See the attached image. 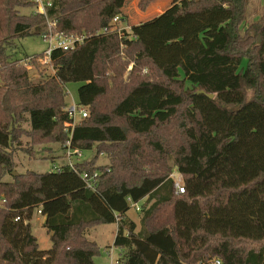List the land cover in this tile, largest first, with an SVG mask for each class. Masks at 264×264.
<instances>
[{"label": "trees", "instance_id": "obj_1", "mask_svg": "<svg viewBox=\"0 0 264 264\" xmlns=\"http://www.w3.org/2000/svg\"><path fill=\"white\" fill-rule=\"evenodd\" d=\"M161 1L137 0V9L149 13ZM122 3L54 1L49 16L57 30L86 40L54 50V74L33 83L16 41L43 38L45 18L21 14L30 0H0V264H96L100 248L86 232L100 224L118 225L120 264H264V15L242 34L249 0H172L130 32L100 33L123 15ZM72 82L82 84L79 105L88 117L72 130L71 147L98 145L95 158L76 165L99 172L96 189L82 179L66 189L75 173L68 166L14 176L24 123L42 143L69 140ZM110 98L105 112L101 102ZM175 121L176 138L156 135ZM101 152L105 167L97 165ZM153 155L157 165L173 161L184 194L168 174L150 172ZM129 200L152 204L139 232ZM35 212L45 218L49 249L33 233Z\"/></svg>", "mask_w": 264, "mask_h": 264}, {"label": "rangeland", "instance_id": "obj_2", "mask_svg": "<svg viewBox=\"0 0 264 264\" xmlns=\"http://www.w3.org/2000/svg\"><path fill=\"white\" fill-rule=\"evenodd\" d=\"M172 3V0H162L160 3H156L154 7L150 9V12L141 13L137 9V0H123V8L121 9L124 15L120 16L122 22L116 24L114 27L122 30L121 33L130 32L131 27L135 24L142 23L147 19L153 17L154 15L162 13L167 7H169ZM160 4V5H159ZM155 13L151 14V11ZM22 15L31 16L35 14V8L33 7H24L20 9ZM264 15V0H249V4L247 7V17L243 24H241L240 29H243L242 34L244 31L251 25L260 20V18ZM104 20V17L101 16ZM16 57L18 59H26L30 57H34L36 55L42 54L48 45L41 37H27L24 39H20L16 41ZM39 66H32L30 65L28 71L30 79L33 83H40L48 77L54 74V70L52 68L44 67L40 64ZM134 64H131L127 71L124 74V77H128L129 73L132 71ZM149 68L144 67L142 69V74L147 76V70ZM151 74V72L149 73ZM148 74V75H149ZM153 75H158L153 74ZM110 86H113L112 82H109ZM82 86L81 83H68L66 85V93L67 96V105L68 107H72L74 104L79 105V97H78V90ZM247 97H252L254 92L251 90L246 89ZM112 99L103 100L101 105H103L104 111L108 112L107 110L110 109ZM90 116V110H89ZM178 121L173 122L171 125L165 126L157 131L156 135L160 138L165 140H169L172 137L176 138V135L172 136V132L175 130ZM19 132H25L26 135H23L21 139V144L18 145L17 149L15 150V165L16 168L13 174H22L26 172H34L37 174H45L48 172H57L60 171L59 169L54 170V167L62 168L68 160L67 152L65 149L64 144L55 143V142H41V138L34 135L31 131L30 124L24 123L22 127H19ZM97 149L98 145H94L91 151H83V156L81 158L74 157L73 162L82 164L85 161H90L97 156ZM148 153L151 152L150 149L147 151ZM150 156V155H149ZM157 158H160L158 155H153L152 160L154 163L152 165H148L150 172L152 173H164L168 174V176L174 180V182H180L181 186L184 185V178L178 172L176 167L173 164V161L168 157L164 159L163 164L157 165L155 163L159 162ZM109 164V158L105 153L98 155V166L105 167ZM7 180L11 181L10 176L5 177ZM78 181H82L80 176L76 173L70 174V177L65 180L66 189L74 190L77 186L75 184ZM41 183V182H40ZM39 183V184H40ZM38 184V186H39ZM23 196V195H22ZM21 193L15 197L16 202H20L22 199ZM152 204H147L146 200L140 203L141 208H144V212H140L131 208L129 211V219L135 222L137 227V232L142 230L143 228V216L147 210H149ZM161 214V213H160ZM169 214V210L164 211L161 214V217H166ZM45 219V218H44ZM43 216L40 212H35L33 219H32V230L34 235L37 237L40 249L45 250L49 249L52 246L50 235L47 233L46 229L42 226ZM117 225L115 224H100L98 226L91 227L87 232V240L91 242H96L98 247L100 248V254L94 259L96 264H112L113 261H116L124 254V252L114 246V239L116 237ZM247 247H253L255 244H246ZM215 260V259H214Z\"/></svg>", "mask_w": 264, "mask_h": 264}, {"label": "built area", "instance_id": "obj_3", "mask_svg": "<svg viewBox=\"0 0 264 264\" xmlns=\"http://www.w3.org/2000/svg\"><path fill=\"white\" fill-rule=\"evenodd\" d=\"M54 1L56 0H30V2L33 4L35 8V13L40 14L44 16L45 22L47 25L45 35L43 37L44 41L48 45V48L42 53V57H30L22 60L21 64L29 69L30 65L33 66L32 61L36 59L37 63L47 67L52 68L54 70V67L52 65V53L56 49H61L63 51H71L76 49L78 46L82 45L86 37L80 36V35H66L64 33H61L57 30V23L54 19H52L49 16V9L53 6ZM122 20L120 16H116L113 18V20L110 22V27H105L100 32L102 34H108L110 32H119L121 33L122 30H119L118 28H115L114 26L116 24L121 23ZM67 111L69 112V117L72 120L71 124L67 125L66 132L68 133L69 140L66 142L65 149L67 152L68 160L67 163L64 166H68L70 169L74 170L75 173H77L80 178L83 180L85 186L91 190H95L97 187L98 182V176L99 172L89 173L87 171L79 172L76 165L78 163L73 162V158H81L83 156L82 150H74L71 147V138H72V130L75 128L76 124L80 122L81 120L88 117V110L86 107H83L81 105L74 104L72 107H67ZM59 169V167H54V170ZM175 189L177 194H184L185 187L181 186L180 182L175 183ZM129 203L131 205V208H134L137 211H141L140 203H133L129 200ZM41 213V212H40ZM121 258V256H120ZM118 259L116 261H113L112 264H120V260ZM216 264H220L219 261L216 262Z\"/></svg>", "mask_w": 264, "mask_h": 264}, {"label": "water", "instance_id": "obj_4", "mask_svg": "<svg viewBox=\"0 0 264 264\" xmlns=\"http://www.w3.org/2000/svg\"><path fill=\"white\" fill-rule=\"evenodd\" d=\"M199 94H204V92L203 91H201V92H199ZM209 96V98H211V99H213L214 98V95H208ZM14 176H16L17 174L15 173V174H13Z\"/></svg>", "mask_w": 264, "mask_h": 264}, {"label": "crops", "instance_id": "obj_5", "mask_svg": "<svg viewBox=\"0 0 264 264\" xmlns=\"http://www.w3.org/2000/svg\"><path fill=\"white\" fill-rule=\"evenodd\" d=\"M128 215H129V213H128ZM128 218H129V216H128ZM43 219H44V217H43ZM45 220V219H44ZM31 224H32V222H31ZM43 224H44V221H43ZM43 224H42V226H43ZM115 225H117V224H115ZM32 226H33V224H32ZM117 228H118V225H117ZM117 232V231H116ZM46 250V249H45Z\"/></svg>", "mask_w": 264, "mask_h": 264}]
</instances>
